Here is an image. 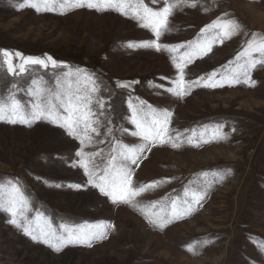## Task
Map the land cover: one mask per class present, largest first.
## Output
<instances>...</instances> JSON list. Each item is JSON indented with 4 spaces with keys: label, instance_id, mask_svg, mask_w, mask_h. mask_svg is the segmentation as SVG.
I'll use <instances>...</instances> for the list:
<instances>
[{
    "label": "rangeland",
    "instance_id": "rangeland-1",
    "mask_svg": "<svg viewBox=\"0 0 264 264\" xmlns=\"http://www.w3.org/2000/svg\"><path fill=\"white\" fill-rule=\"evenodd\" d=\"M143 2L159 10L165 0ZM194 2L196 7L181 4L174 10L168 18L170 30L159 43L211 38L217 30L201 33V29L217 18L235 19L242 30L223 43L213 44L211 52L188 64L186 80L216 70L223 72L225 65L233 67L229 62L234 61L252 33L264 35V0ZM60 12L58 6L52 12H38L27 5V0H0V49L19 51L24 56H51L71 69L79 67L94 74L102 82L99 95L114 110V134L125 144L141 143L139 137L131 135L135 128L128 119L129 94L172 112L169 129L173 135L183 133V143L178 148L157 144L131 166L134 185L162 181L136 201L144 206L158 201L157 208L152 209L158 211L160 205H170L176 197L183 200L185 191L190 197L197 188L207 187V195L193 205L190 215L158 228L138 207L113 204L87 185L83 170L75 165L79 159L75 153L81 145L64 128L65 133L43 126L55 125L47 121L31 126L0 122V182L18 180L31 194L34 208L44 213L49 209L57 215L54 226L62 220L113 226L107 230L106 239L94 241L91 247L69 244L56 253L26 236L8 222L9 214L0 211V264H264V65L250 71L253 86H200L191 89L189 95L176 97L155 87L171 86L168 81L178 75L172 54L139 46V42L155 39L150 29L112 10L100 12L85 7ZM129 42L137 46L129 48ZM13 63L16 75L8 73L0 58V96L17 91L11 87L16 84L25 90L18 91V97L27 100L31 79L43 76L54 88L55 77L68 70L31 65L21 74L20 61ZM118 81L138 83L132 89H120L116 87ZM218 123L224 124L227 140L212 139L210 128L205 136L208 143L199 140L197 144L198 138L193 144L187 143L190 131L186 129L199 131L203 125ZM120 128L128 132H120ZM104 131L102 128V135L95 137L97 142L84 146L86 152L100 153L98 162L108 155L112 144ZM217 174L225 178L218 180ZM43 178L68 184L48 190L40 183ZM70 184L83 187L76 189Z\"/></svg>",
    "mask_w": 264,
    "mask_h": 264
},
{
    "label": "snow or ice",
    "instance_id": "snow-or-ice-1",
    "mask_svg": "<svg viewBox=\"0 0 264 264\" xmlns=\"http://www.w3.org/2000/svg\"><path fill=\"white\" fill-rule=\"evenodd\" d=\"M181 4L196 7L194 0H165L164 6L159 10L146 6L143 0H27V5L38 12L41 10L52 12L58 6L61 9L60 14H64V10L86 7L100 12L116 11L139 21L142 27L150 29L155 36L154 40L139 42V46L154 48L156 51H168L172 54V63L178 75L175 79L168 81L171 86L159 84L155 87L162 88L173 96L182 98L189 95L191 89L200 86L219 88L225 84L232 86L240 83L253 86L255 82L250 80V71L258 64L264 65V35L256 33H252L234 61L229 62V65H234L233 67L225 65L223 72L216 70L196 80L185 79V68L188 64L211 52L213 44L223 43L239 35L242 25L235 19L217 18L201 29V33L217 30L211 38L205 36L180 44L159 43L161 36L170 30L168 18ZM127 46L132 48L137 44L129 42ZM181 49L183 51L176 55ZM0 58L6 65L8 73L12 75L17 74V66L13 63L17 59L20 61L18 70L21 74L28 70L26 66L31 65H38L46 70L49 67L54 70L68 68L67 71L55 77L54 88L48 86L43 76L31 79L30 86L26 89L27 100L19 98L17 94L18 91L25 90L18 89V86L13 84L12 89L17 91H10L6 97L0 96V122L31 126L39 121H47L64 128L67 134L78 140L81 145L75 153L79 158L75 161V165L83 170L87 177V185L98 189L113 204L122 203L138 207L149 218L150 223L162 229L172 221L190 215L193 205H198L205 199L207 187L197 188L191 192L190 197L189 192L185 191L183 200L176 197L171 200L170 205H160L158 211L152 210L157 208L158 201L152 202L149 206L139 205L136 201L137 197L159 187L162 181L134 185L131 166L137 165L142 154L151 151V148L157 144H171L173 148H178L183 143V133L176 132L173 135L169 129L172 112L154 107L143 99L129 94L127 107L130 110V116L128 119L135 128L131 135L139 137L141 143L128 145L114 134L111 120V112L114 110L111 104L99 95L102 82L94 74L79 67L71 69L67 64L58 62L51 56L45 58L24 56L19 51L0 49ZM217 76L219 79H216ZM136 83L138 81H118L116 87L132 89ZM106 104H108L107 109ZM105 121H107L106 124ZM102 128L105 129L104 137H111L112 144L108 155L98 162L96 157L100 156V153L86 152L84 146L97 142L95 137L102 135ZM223 129L222 123L215 126L203 125L199 131L195 128L186 129L185 132L190 131V135L186 137L187 143L193 144L196 138H198L197 144L199 140L208 143L205 136L209 134V130L212 139L227 140L228 133ZM119 131L128 132L125 128H120ZM99 142L103 143V140ZM224 178V175L217 174L218 180ZM166 182H170V179ZM68 186L76 189L83 187L81 184ZM0 211L9 214L8 222L21 229L26 236L33 241L48 245L57 252L69 244H83L91 247L94 241L106 239L107 230L113 227L106 222L76 223L64 220L54 226L51 217L46 216L38 208H34L31 194L20 185L18 180L11 178L0 182Z\"/></svg>",
    "mask_w": 264,
    "mask_h": 264
},
{
    "label": "trees",
    "instance_id": "trees-1",
    "mask_svg": "<svg viewBox=\"0 0 264 264\" xmlns=\"http://www.w3.org/2000/svg\"><path fill=\"white\" fill-rule=\"evenodd\" d=\"M40 123H38V125H39ZM35 125H37V124H35ZM43 126H46V127H49V128H51V129H55V130H62L64 133H65V131L63 130V128H61V127H57V125H44L43 124ZM25 129H29V128H26L25 127ZM40 183H41V185L44 187V188H47L48 190L50 189H58V187L56 186V185H60V186H64V185H67L68 184V182H59V183H54V182H51V181H49V180H47V179H40ZM59 186V187H60ZM28 187V186H27ZM31 193L34 195V196H36V194L31 190ZM45 214H46V216H49V217H51L52 218V220L53 221H55L56 219H57V215H55V213L52 211H50L49 209L48 210H46V212H45ZM51 252V251H50ZM56 253H57V251H56Z\"/></svg>",
    "mask_w": 264,
    "mask_h": 264
}]
</instances>
